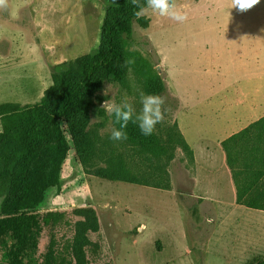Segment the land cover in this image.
Here are the masks:
<instances>
[{
  "label": "rangeland",
  "instance_id": "374dc122",
  "mask_svg": "<svg viewBox=\"0 0 264 264\" xmlns=\"http://www.w3.org/2000/svg\"><path fill=\"white\" fill-rule=\"evenodd\" d=\"M112 1L8 0L7 9H0V104L38 103L52 86V75L59 65L75 64L97 50L107 6ZM177 5L187 14L184 22L151 10L134 19L133 40L127 48L143 63L138 70L130 68L124 84L106 79L102 89L93 95L85 129L86 155L93 151L89 158L80 160L63 123L70 151L61 184L47 190L37 209L42 221L40 262L49 253L51 264L264 261L263 176L261 181L250 178L249 188L240 198L232 196L230 177L219 166L220 161L211 176H205L200 169L196 185L194 170L189 167L195 158L190 141L195 145L207 141L216 146L217 140H221L223 149L214 151L224 152L228 168L238 172L237 181L232 176L237 192L238 179L244 178L238 169L251 159H264V119L255 120L245 129L250 133L225 134L217 129L208 130L209 125H205L204 133H198L192 115L176 113L177 95L189 93L193 97L197 88L201 96V86L202 97H206L208 82L214 79L216 58L207 46L209 43L217 42L221 48L228 34L245 29L244 25L254 26L251 21H242L246 15L261 20L264 43V0L244 12L231 8V0H177ZM219 50L223 52L222 48ZM218 55L224 64L232 66L231 54ZM228 70V83L236 88L240 87L237 81L245 83L235 67ZM219 73L221 77L223 72ZM147 75H155L163 87L157 81L155 92L148 93ZM233 92L235 89L229 88V94ZM141 94L165 98V119L155 129L161 145L159 155L144 153L128 140L110 139L117 124L103 108L105 101L120 103L126 97L139 114ZM257 122L263 127L255 132L250 126ZM179 136L192 155L183 150ZM224 143H229L228 149ZM234 158H239L238 164L231 161ZM144 160L150 162L147 168ZM126 165L129 170L122 179L100 173L114 167L119 171L117 166ZM9 194L10 187L5 182L0 188V216ZM80 209H88L89 217L79 215ZM95 217L97 229L85 230L82 221L89 219L91 224Z\"/></svg>",
  "mask_w": 264,
  "mask_h": 264
},
{
  "label": "trees",
  "instance_id": "16d2710c",
  "mask_svg": "<svg viewBox=\"0 0 264 264\" xmlns=\"http://www.w3.org/2000/svg\"><path fill=\"white\" fill-rule=\"evenodd\" d=\"M144 3L145 0H141V4ZM138 10L131 0H113L107 6L101 43L97 50L75 64L65 62L59 65L53 72L52 86L38 103L0 104V188L5 182L10 187V194L3 202L0 216V264H51L50 253L44 262H40L38 257L42 221L37 209L44 202L47 190L60 187L61 184L63 167L70 151L63 123H66L80 160L89 158L93 151L90 150L86 155L85 129L93 106V95L102 89L106 79L124 84L130 68L138 70L143 63L142 58L127 48L133 40L134 12ZM129 59H134L135 63L126 66L125 61ZM147 78L145 86L148 93L155 92L157 81L163 87V82L155 75H147ZM259 126L263 127V124L257 122L250 127L258 132ZM124 131L127 140L144 153L159 155L161 152L156 132L144 136L132 122ZM242 133H250V130ZM179 138L183 150L192 155L193 152L182 136ZM224 146L228 149L229 143H224ZM260 158L244 164L240 161L244 166L238 170L244 174V178L241 176L242 179H238V197L245 195L250 178L256 181H261V176L264 178V159ZM233 160L238 164L239 158ZM149 163L147 160L146 168ZM127 165L126 168L117 166L119 171H115L114 167L111 171L102 169L100 173L108 178L122 179L123 174L129 170ZM231 170L237 181L235 174L238 172ZM87 210L80 209L77 212L89 217ZM81 224L85 230L97 229V218L91 224L89 219ZM82 236L83 233H80V239Z\"/></svg>",
  "mask_w": 264,
  "mask_h": 264
},
{
  "label": "crops",
  "instance_id": "0c3cea01",
  "mask_svg": "<svg viewBox=\"0 0 264 264\" xmlns=\"http://www.w3.org/2000/svg\"><path fill=\"white\" fill-rule=\"evenodd\" d=\"M242 21L246 23L251 21L255 24L251 28L244 25L245 29L231 32L226 36L221 46L223 51L221 53L231 54L232 66H228L227 63L224 64L222 59L218 57V54H221L219 50L221 48L218 47L217 42H212V46L210 43L207 45L216 58L213 66L215 70L214 79L208 82L207 91H205L206 97H202L203 87L201 86V96L197 88H194L193 97H190L189 93L186 96L177 95L176 97L178 105L176 113L178 116L181 113L192 115L196 122L193 126L195 129L197 128L198 133L206 131L205 125H209L208 130L217 129L225 134L241 133L255 120L264 119V43L262 26L259 24L261 20L259 17L249 18L246 15L242 17ZM232 67H235L236 71H240V74L245 78L244 84L241 83L242 81H237L240 84L239 88L228 83L226 72ZM220 71L223 72L221 77H219ZM229 88L232 91L235 89V92L229 94ZM192 131H194L193 128ZM190 144L195 153V158L189 162V167L194 170L195 185L200 169L203 170L205 176L206 174L211 176L216 170L215 167H218L215 164L220 161L219 166L230 177L232 196L236 197L233 174L226 163L225 153L214 151L218 148L223 149L222 141L217 140L216 146L210 145V142L207 141L198 145L190 141Z\"/></svg>",
  "mask_w": 264,
  "mask_h": 264
},
{
  "label": "clouds",
  "instance_id": "9594fccd",
  "mask_svg": "<svg viewBox=\"0 0 264 264\" xmlns=\"http://www.w3.org/2000/svg\"><path fill=\"white\" fill-rule=\"evenodd\" d=\"M134 7L139 10L134 12L137 19L145 15L149 10L159 14L162 17H169L178 22L187 20V14L182 12L177 0H145L141 4V0H131ZM260 0H231V8H237L244 12L258 5ZM8 0H0V9H7ZM134 59L125 61V65L134 64ZM140 103L142 109L139 114H136L132 103L125 97L120 103H109L105 101L103 108L109 115L114 117V123L119 125V129L113 128L110 139L114 141L127 140L128 136L124 129L127 128L129 122L136 124L144 136H151L156 129V125L162 123L165 119L164 109L165 98L159 95H144L141 94Z\"/></svg>",
  "mask_w": 264,
  "mask_h": 264
}]
</instances>
